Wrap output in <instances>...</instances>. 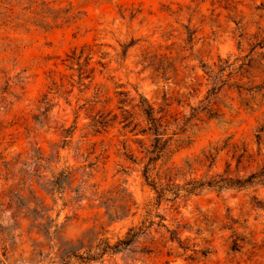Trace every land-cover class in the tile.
Listing matches in <instances>:
<instances>
[{
    "label": "rangeland",
    "instance_id": "1",
    "mask_svg": "<svg viewBox=\"0 0 264 264\" xmlns=\"http://www.w3.org/2000/svg\"><path fill=\"white\" fill-rule=\"evenodd\" d=\"M141 100L172 135L147 180ZM262 167L264 0H0V264L37 205L63 243L144 228L94 264H264V175L211 184Z\"/></svg>",
    "mask_w": 264,
    "mask_h": 264
},
{
    "label": "trees",
    "instance_id": "2",
    "mask_svg": "<svg viewBox=\"0 0 264 264\" xmlns=\"http://www.w3.org/2000/svg\"><path fill=\"white\" fill-rule=\"evenodd\" d=\"M140 115L146 121L147 126L136 131L135 134L146 135L151 137L152 143L149 147L144 148L145 158L147 163L143 167V176L147 180L149 178L150 166L155 165L156 162L162 157L164 150L167 148L169 141L171 140V134L168 132L169 127L167 123H164L161 117L156 116L154 108L145 100H141L139 104ZM126 121V118L124 119ZM130 122L123 125L127 127ZM137 124L131 129L135 130ZM174 134V133H173ZM141 143V141H139ZM264 175V167L258 172L251 174L244 180L240 179H220L211 184H219L218 188L236 187L243 188L244 186L251 184L254 179ZM201 186V185H200ZM213 186V185H209ZM155 189V188H154ZM196 188L192 189L195 190ZM158 197L162 195V189L158 191ZM54 202L56 203L58 195L63 193V187H50L46 188ZM64 205H66L64 203ZM122 213H116L114 216H110L111 220L117 219L128 211L127 205L121 207ZM26 218L31 221V228H36L38 233L43 235L42 241H35L32 243L30 250L29 261L31 264H94L101 261L105 255L117 254L123 251L130 250L132 245L137 241V238L143 234L144 228L140 227L135 229L131 227L126 234L118 238L114 243L110 241V238L105 236L106 231L102 230L101 235L96 234L93 230L90 232L91 237L85 243L80 241L78 245L71 243H63L57 241L60 225L58 223L59 212L56 217H52L49 214V209L39 208L35 206L33 208L26 207L24 214Z\"/></svg>",
    "mask_w": 264,
    "mask_h": 264
}]
</instances>
